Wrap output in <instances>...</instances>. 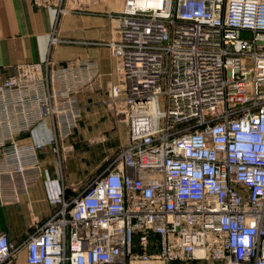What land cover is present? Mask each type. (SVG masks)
Here are the masks:
<instances>
[{
    "label": "built area",
    "instance_id": "2783aa9c",
    "mask_svg": "<svg viewBox=\"0 0 264 264\" xmlns=\"http://www.w3.org/2000/svg\"><path fill=\"white\" fill-rule=\"evenodd\" d=\"M110 18L120 81L109 103L127 143L82 192H63L25 242L28 262L264 264V0H123ZM90 63L0 68V160L15 201L42 175L44 148L17 134L49 119L61 160ZM17 252L1 232L0 264Z\"/></svg>",
    "mask_w": 264,
    "mask_h": 264
},
{
    "label": "crops",
    "instance_id": "0c3cea01",
    "mask_svg": "<svg viewBox=\"0 0 264 264\" xmlns=\"http://www.w3.org/2000/svg\"><path fill=\"white\" fill-rule=\"evenodd\" d=\"M64 0L63 8L74 4L79 11L60 14L59 6L34 0H0V68L3 75L15 73V66L51 57L60 66L68 62H91L79 69L77 78L90 83L77 92L81 118L74 133L63 145L67 156L62 162L52 151L53 129L46 119L17 138L32 136L43 144L40 151L42 175L22 193L19 201L9 179L2 173L0 160V233L7 232L18 247L8 264H30L25 242L55 211L63 192L75 196L74 188L92 173L91 167L126 141L127 126L117 119L109 103L108 91L120 81V65L107 42L113 37L117 20L110 14L120 11L123 0ZM49 2V0H48ZM53 36L60 42L51 45ZM6 133V128H3ZM17 133V132H16ZM192 264H217L191 261Z\"/></svg>",
    "mask_w": 264,
    "mask_h": 264
},
{
    "label": "rangeland",
    "instance_id": "374dc122",
    "mask_svg": "<svg viewBox=\"0 0 264 264\" xmlns=\"http://www.w3.org/2000/svg\"><path fill=\"white\" fill-rule=\"evenodd\" d=\"M110 5L114 4L113 0H109ZM115 33V32H114ZM113 33V36H114ZM109 93V92H108ZM109 96V95H108ZM164 99L162 100V106ZM113 108V107H112ZM114 111V110H113ZM115 114V113H114ZM117 119H123L124 120V115L120 114V115H116ZM125 122V121H124ZM126 124V122H125ZM127 126V124H126ZM127 128V134H128V127ZM127 139H128V135H126V141L123 142L122 144H120L116 149H113L111 152H109V154L102 158V160H100V162H98L97 164L93 165L91 167L92 173H90V175L88 177H86L80 184H77L76 187L74 188L73 194L74 195H78L80 192H82L95 178H97L100 174H102L105 170L109 169L111 166H113L114 164H116L118 162V156L121 152V149L125 146V144L127 143ZM67 150L62 151L61 152V161L63 162L67 156Z\"/></svg>",
    "mask_w": 264,
    "mask_h": 264
}]
</instances>
